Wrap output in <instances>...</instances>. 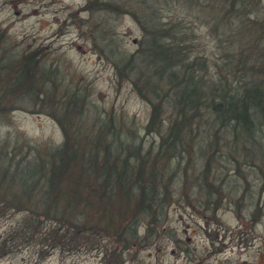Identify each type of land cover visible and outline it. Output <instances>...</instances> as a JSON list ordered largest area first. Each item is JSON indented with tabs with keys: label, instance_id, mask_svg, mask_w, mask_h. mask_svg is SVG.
<instances>
[{
	"label": "rangeland",
	"instance_id": "obj_1",
	"mask_svg": "<svg viewBox=\"0 0 264 264\" xmlns=\"http://www.w3.org/2000/svg\"><path fill=\"white\" fill-rule=\"evenodd\" d=\"M201 1L206 8H190L183 0H157L159 18L165 25L183 22L187 57L206 59L210 76L218 79L224 49L247 40L264 46V34L259 38L257 28L264 19V0H254V11L245 21L225 12L228 0ZM89 2L0 0V264H264V163L253 156L234 157L240 140L230 132L222 131L220 140L211 138L213 115L206 109H200L197 122L180 137L188 140L190 135L197 144L192 155L179 147L169 158L163 142L171 125H179L174 110L157 100L151 88L137 91L132 83L135 72L120 77L112 63L119 55L111 50L124 52L129 60L146 49V41L141 44L146 31L130 11H89ZM217 17L225 36L214 29ZM250 19L256 20L252 26ZM108 31L112 37L104 42ZM232 33L231 43L225 38ZM25 54L37 55L34 65L21 62ZM22 66L29 77L35 66L33 79L27 78L30 86L13 87L12 94L5 77L13 76L16 84ZM167 77L153 78L154 91L166 103L175 99ZM71 96L75 102L68 108L82 126L81 132L70 133L74 143L87 149L96 143L99 150L105 143L112 155L120 151L123 157L140 151L148 157L150 151L165 153L146 163L149 168L157 165L161 177L173 182L169 191L160 190L170 195L160 212L139 213L138 197L128 195L130 203L118 207L128 213L127 219L113 225L109 217L82 213L81 205L67 210L62 199L56 211L48 197L38 194L40 180L34 169L39 153L64 142L51 109L39 103L69 105ZM116 130L120 136L114 135ZM258 133L264 136V129ZM206 139L221 146L207 147ZM214 149L217 157L210 154ZM84 180L90 185V178ZM133 180L124 177V186ZM114 194L111 205L119 199ZM78 200L96 203L98 198L91 189L81 191Z\"/></svg>",
	"mask_w": 264,
	"mask_h": 264
},
{
	"label": "trees",
	"instance_id": "obj_2",
	"mask_svg": "<svg viewBox=\"0 0 264 264\" xmlns=\"http://www.w3.org/2000/svg\"><path fill=\"white\" fill-rule=\"evenodd\" d=\"M183 1L193 9L195 7L206 8V4L201 0ZM164 3L169 4L170 2L165 1ZM254 6V0H228L225 12H229V15L233 14L234 18L245 21V18L254 11ZM87 9L112 13L121 9L130 11L146 31L141 42L143 44L146 41V49L142 48L141 51L131 55L129 60L125 57L124 52L111 50V53L119 55L112 63L115 64L120 77H128L130 76L129 72H135L136 77L132 78V83H134L137 91L142 87L151 88L158 96L157 100L160 99L166 107H171L174 110L179 125L176 121L171 125L165 143L163 142L165 151H170L171 156L169 158L174 156L172 151H176L179 147L182 148L183 152L192 155L197 144L194 143L190 135H188V140L180 139V137L186 132L187 126L197 122V117L201 114L200 109H206L213 115V120L210 121L213 123L212 131L209 133L211 138L220 140L222 131L230 132L232 135L234 134L236 140H240V144L233 149L232 155L234 157L238 159L253 156L254 160L264 163V136H260L258 133L264 129V46L260 45V41H257L255 45H253L254 41L251 40H247L245 43L242 41L239 47L232 44V50L224 49L223 51L226 53L225 64L219 71L217 79L213 75L210 76V66L206 59L199 55L193 58L187 57L188 37L186 38V35L181 32V30L185 31L183 22L168 21V24L165 25L159 18L161 8L157 6V0H90ZM138 13L141 16H138ZM141 18L145 19L142 20ZM252 22L254 23L256 20L250 19L248 22L250 26H252ZM221 27L223 24L218 18L217 27L214 29L217 30L218 28L223 35L224 32ZM257 28L260 38L262 33L264 34V19L261 26ZM108 32L103 36L104 42L107 37H112V32ZM185 33L189 34L188 31ZM232 37L233 33L227 36L225 40L232 43ZM225 40L220 38L222 47ZM36 59L37 55L35 54L33 56L29 54V58L26 57V54L21 56L23 64L34 65ZM137 61H140V64H137ZM22 67L24 69H22L16 84L13 82V76L5 77V81L9 83H7L10 88L9 92L12 94L16 93L13 87L18 85L22 88L26 85L30 86L28 80L33 79L31 74L33 75L32 71L35 66L30 77L27 76L26 67ZM136 68L138 71L135 70ZM149 73L151 75L148 77L147 74ZM154 76L161 78V80L168 76L167 85L173 88L172 92L175 94V99L166 103V99L154 91ZM43 97L44 95H41V98ZM143 97L150 101L148 96ZM74 102L75 96H71L69 105L64 103L60 105L42 103V105L39 103L41 107L51 109L52 116L58 121L64 133V142L57 148L39 153L38 165L36 164V169H34L36 171L35 176L38 175L40 180V183L35 186L38 188V194L48 197L54 204L56 211L59 210L58 203L62 199L67 210H72V206L79 207L81 205L83 206L82 213L95 212L97 215L106 216L103 218L109 217L107 220L112 221L113 225L127 219L128 213L122 209L118 210V207L127 204L129 200L127 201L126 197L128 195L133 194L134 198L138 197L137 208L139 213L152 215L160 212L170 197L169 194L164 195L160 190L169 191L173 182L171 177L166 180H164L165 177H161L157 165L151 164V168H149L146 163L147 160L157 161L158 158H163L165 153L160 151L158 154L151 155L152 152L150 151L148 157L146 153L140 151L137 156L133 154L134 156L123 157L120 151L118 155H112L105 143L103 146L105 148L102 150L98 149L96 143L89 149L81 147L77 141L74 143L70 134L71 132L77 134L82 131V126L78 123L79 119L68 108L71 105L74 106ZM152 115L153 124L157 118L156 112H152ZM255 126L256 131L254 130ZM191 131L192 129L189 128L187 134ZM113 133L120 136L118 130ZM215 135L218 137H214ZM215 140L212 145V142L206 139L205 145L209 144L214 148L220 147L221 144ZM97 142L100 144V141ZM170 147L171 150L168 149ZM199 148L200 150L203 148V143ZM90 149L93 151H89ZM239 149L243 151V155L239 154ZM203 152L202 154H204ZM210 154L217 157V150H211ZM154 156L156 157L154 158ZM176 158H179L178 155ZM182 169L183 174L187 175L186 167ZM75 172L79 176H76ZM128 176L134 180L131 181L130 186L126 185L125 187L123 178ZM85 177L90 178L91 182L94 181L93 184L89 182L90 185H85ZM91 189L94 197L98 198V203L78 200L81 191H91ZM114 191H116L119 199H116V205L114 203L111 205L110 203L115 196ZM105 194L106 197L104 198ZM161 194H163L162 197ZM125 201L127 202L125 203ZM105 204L108 207L105 208ZM147 207L153 211L147 210Z\"/></svg>",
	"mask_w": 264,
	"mask_h": 264
},
{
	"label": "flooded vegetation",
	"instance_id": "obj_3",
	"mask_svg": "<svg viewBox=\"0 0 264 264\" xmlns=\"http://www.w3.org/2000/svg\"><path fill=\"white\" fill-rule=\"evenodd\" d=\"M31 228H32V227H31ZM28 230H29V229H28ZM28 230H27V231H28Z\"/></svg>",
	"mask_w": 264,
	"mask_h": 264
}]
</instances>
